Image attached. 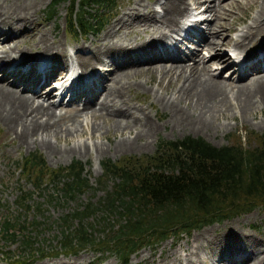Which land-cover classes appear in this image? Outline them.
Wrapping results in <instances>:
<instances>
[{
    "label": "bare ground",
    "instance_id": "obj_1",
    "mask_svg": "<svg viewBox=\"0 0 264 264\" xmlns=\"http://www.w3.org/2000/svg\"><path fill=\"white\" fill-rule=\"evenodd\" d=\"M41 1L0 0V70L6 68L0 76V120L19 144L39 143L51 154H72L89 149L97 154L108 146L103 147L101 142L68 141L83 133L98 137L102 134L100 129L106 128L107 132L118 133V139L110 146L114 151L144 147L157 130L158 123L151 120L144 107L135 108L138 113L134 114V105L122 93L129 77L142 74H146L144 83L155 77V84L161 90L158 100L171 113L167 123L179 128L213 125L216 114L222 112L223 106V109L231 106L233 100L237 110L244 115L264 107V40L248 48L251 39L264 37V0L258 5V0H123L112 20L89 42L88 51L78 53L85 49L82 42L78 43L73 58L64 49L55 25L51 23L46 27L40 18H34ZM241 4L251 8L252 13L244 22L245 31L232 37L229 34L233 30L229 7ZM205 12L211 15L210 20L201 16ZM204 21L206 30L197 28ZM189 36L196 39L197 45L206 48L209 57L213 56L211 61L218 64L231 62L234 78L229 81L216 79L209 67L211 62L197 49L199 47L186 48L184 42L180 43L182 39L187 41ZM219 47L230 48L234 52L233 59L219 51ZM247 48L240 56L239 53ZM59 55L63 61L55 59ZM102 56L107 57V65H110L103 67L106 68V82H103L101 73L93 70V62L101 63ZM16 58L21 61L13 62ZM10 61L12 64L6 65ZM42 64L46 65L45 69L35 71L33 65ZM69 70L74 76L75 93H69L68 84L59 91L58 100L45 103L44 99L56 89L52 90L48 81L53 76L63 78ZM83 78L92 79L94 88L86 92L82 87ZM43 89L45 91L40 93ZM99 89L102 92L99 93ZM24 90L30 94H25ZM64 93L68 95V103L64 104H70L75 98L81 100L80 106L73 107L67 115L55 112ZM58 138L64 140L63 147L57 145ZM205 235L202 237L209 238L211 245L209 257L212 256L214 261L220 259L218 264H264L262 238L243 233L240 240L235 241L236 237L232 235L225 238L220 234L212 238ZM195 237L194 242L199 238ZM190 247L182 249V253L166 251L162 247L159 252L161 260L152 264L199 263L196 249ZM90 262L87 257H78L71 261L56 259L48 264Z\"/></svg>",
    "mask_w": 264,
    "mask_h": 264
},
{
    "label": "trees",
    "instance_id": "obj_2",
    "mask_svg": "<svg viewBox=\"0 0 264 264\" xmlns=\"http://www.w3.org/2000/svg\"><path fill=\"white\" fill-rule=\"evenodd\" d=\"M61 1L69 2L67 29L76 35L97 27L98 10L111 0H79L78 14L72 7L73 0H51L48 11ZM14 164L31 185L26 191L18 188L17 204L23 205L33 192L43 191L56 203H75L70 212L57 219L60 236L55 246L64 252L87 246L110 251L122 263L141 246L264 208V132L257 134L251 145H242L241 141L213 145L189 134L158 139L151 153L102 160L100 176L106 181L102 185L100 178L97 185L89 184L83 165L75 159L48 168L39 153L30 152ZM48 185L51 191L46 189ZM87 189H102L103 194L95 202H83L79 194ZM33 205L38 209L40 204ZM97 208L118 216V221L110 225L105 214L99 216L102 232L107 230L104 238L93 236V229L84 221ZM72 218L78 221L74 227L69 221ZM9 221L6 217L0 223V237L13 241L18 231ZM22 228H18L22 238L16 255L32 249L33 239L24 235Z\"/></svg>",
    "mask_w": 264,
    "mask_h": 264
},
{
    "label": "rangeland",
    "instance_id": "obj_3",
    "mask_svg": "<svg viewBox=\"0 0 264 264\" xmlns=\"http://www.w3.org/2000/svg\"><path fill=\"white\" fill-rule=\"evenodd\" d=\"M50 1L51 0H42L40 2L34 18H40L39 20L43 21L46 27L50 26L51 23L55 25V28L58 32L57 36H59V39H62L64 49H66L69 54L71 53L70 55L73 58L72 53H76L75 51L78 43L82 42L85 48L79 50L78 53H84L85 51H88L89 42L92 39H95L99 35V33L106 27V24L110 20H112L116 10H118L120 7V2L123 0H111L105 7L98 10V15L100 17L98 26L92 28L90 32H79L76 35L70 34L67 29L69 2L61 1L54 5L51 12H49L48 8L50 6ZM261 1L263 0H258L257 5L258 3L260 4ZM150 3L152 4V6L154 5L152 1H150ZM78 6L79 0H73L72 7L75 11H77V14L81 12V10L78 9ZM229 8H231L232 12V18L230 17V24L233 29L232 32H229V34L232 37H237L245 31L244 22L246 20L248 21V16L252 13V9L247 7L245 4H243V6L242 4L239 6H230ZM93 12L94 11H92V13ZM202 14V17L210 20L211 15L208 12ZM205 26L206 22L204 21L199 23L197 28H205L206 30ZM179 36L181 37V35ZM256 39L254 38L250 40L248 48L255 46V43H257L259 40H264V37L259 38L258 40ZM186 40L187 41L182 39L181 41H179L180 43L184 42L186 44V48H191L194 46L199 47L197 49L201 51L202 54L206 55V60H208V62H211L209 63V67L215 74L216 79H220L221 81H229L234 78L235 74L231 73L234 69L232 68L233 66H231V62H228L227 64H218L215 61H211L213 56L209 57L210 55L206 52V48L201 44L197 45V43L195 42V38L189 36V38H187ZM248 48L240 52L239 55H244V52L247 51ZM218 50L222 53L228 54V56H231L233 59L234 52H232L230 48L228 49L226 47H219ZM58 57L55 59H61L62 61L64 60L60 55ZM12 61L18 62L21 60L16 58ZM12 61L6 63V65L12 64ZM67 62L69 63V66L72 65V63L69 62V59ZM102 62L103 64H101ZM102 62H93V64L95 65L93 67V70L100 69V71H102L101 74L103 82H106L104 75L106 68L103 69V67L110 65H107V62L109 61H107V57L105 56H102ZM153 63H156V61L154 60ZM111 66H113V64ZM73 67L77 71H80L77 69L78 67L76 65H74ZM5 72L6 68L3 67V69L0 70V76ZM68 72L71 71L69 70L67 71V73ZM83 74H85V72ZM145 75L146 74L134 76V78L129 77V82L125 83L126 85L124 84L122 88V93L125 94V97H128V99H130L132 104L134 105V107L132 108L133 110L136 111L135 108L139 107L140 109V107H144L145 112H147L148 116L152 118L151 120H154L156 124L158 123L157 130L144 147H131L128 148L129 150L124 149L119 151L116 149L114 151V149L110 146L116 139H118V133H112L110 131L107 132L106 128H103L100 129L102 134H100L98 137H95L96 135L90 137L88 133H83L79 136H75L73 139H70L68 141L69 143H71L80 140L82 142L86 141L90 144H92L93 142H101L103 147L106 148L108 146V148L105 149L102 153L96 154L93 149H89L87 152L75 151L72 154L64 152L59 154H51L47 150H45V148L39 143H36V146L19 144L17 139L14 138V135L6 130V127L0 120V223L3 222L4 218L8 217L10 218L9 223L18 231V233L16 232V239H14L13 241L0 237V264H48L56 259L64 258L71 261L78 257L82 259L84 257L91 259L92 262L88 264H103L107 261H109L111 264H152L161 260L159 252L162 247L166 251L175 250L182 253V249L190 246V248L192 249L195 248V251L199 255V261L201 263L196 262V264H212L211 261L218 264L220 259H215L214 261V258L212 256L209 257L211 245L207 240L209 238L205 239L202 237L204 233L207 234L210 238L217 236L218 234H220L219 236L224 238L228 235L231 237L232 235L236 237L234 238L235 241L240 240L241 234L243 233H246V235H252L254 237L264 239V208H254L251 211L241 213L240 215L203 225L198 229L191 230L188 234H182L178 237L173 238L167 237L163 240L157 241V243L155 244L141 246L127 257L126 263H122L117 258V256L110 251H100L93 247L87 246L81 247L77 251L73 250L70 252H64L60 250L57 245L55 246L56 239L60 236V226L57 223V219L59 216L70 212L72 207L75 205L74 202L59 200V203H56L53 198L51 199L50 196H48V194L44 191L40 194L38 192H33L28 202L24 203L23 205H19L15 202L19 194L18 188H20L22 191H26L30 190L31 185L24 180L23 176L20 174L19 168H17V166L14 164V161L20 159L22 156L27 155L30 152L39 153L48 168H56L58 166L68 164L71 160H78L83 165L84 174L87 177L89 184L97 185L98 183H96V179L100 178V185H102L103 183H106V181H104V178L100 176L102 174V160L108 158L109 160L116 161L120 160L124 156H140L142 154L151 153L155 149L158 139H174L189 134L191 136H200L213 145H222L224 143L237 141H241L242 145H251L255 143L256 135L264 132V107L258 110H254L253 113H246L244 115L239 110H237L234 100L233 102L231 101V106H228L226 109H223L225 108L223 106V108L221 109L222 112L216 114V116L214 117L213 122H215L213 123V125L207 128H196L193 125L179 128L176 125H171V122L167 123V119L170 118L171 114L170 111H168L169 108L166 107L163 103H160L161 101L158 100V95L160 94L161 90L155 84V77L153 76L151 79H147V82L144 83V80H146ZM8 77L12 78L11 76ZM71 77L74 78V76ZM53 78L51 79V81L55 80ZM66 78H69L68 74L64 76V80L62 81L61 86H59L58 88L53 87L52 90H54L55 88L56 89L50 97L44 99L45 103H49L47 101L55 102L56 100H58L57 93H59L62 87L67 85ZM56 82L59 83L61 82V80ZM100 82H102V80ZM82 87L86 88V92L94 88V86H92V81L89 82V86L83 84ZM69 88L74 94L76 91L75 80L72 84L69 85ZM148 88H150V92L147 91ZM43 91H45V89H43L40 93H43ZM24 92H26L25 94L27 95L30 94V92L27 90H24ZM98 92L100 93L102 92V90L99 89ZM151 92H153L155 95L153 94V96ZM66 98H68V96L63 95L61 97V102L55 106V112L57 114L67 115L72 112L71 109L73 107H79L81 104V100H77V98H75L74 101L70 104H64L68 103L66 102ZM186 108L189 109L190 107ZM228 108L230 109L228 110ZM137 113L138 111H136V113L134 114ZM97 119L100 120L99 118ZM89 120L90 118H88V121ZM83 126L85 127V124H83ZM80 128H82V124L78 126V131ZM106 132L108 134H106ZM56 143L57 145L63 147L65 142L64 140H62V138H58ZM46 189L51 191V185H48ZM55 194L57 195V193ZM102 194V189H87L86 191H83L81 194H79V197L83 202L87 200L89 202H95L100 196H102ZM34 203L40 204L38 209L34 207ZM26 205L28 207H26ZM103 212V210H100L98 208L93 209L89 213V215L84 218L86 224H89V226L93 229V231H91V234L99 238H104L103 233L107 232L105 228L104 229L106 231L102 232L103 228L101 227L99 219V216L101 214H105ZM104 219L105 221H107L108 225H110L118 221V216L115 213L105 214ZM69 221L73 227L76 226L78 222L77 218H72ZM19 226H24L21 231H23L24 235L30 236V238L33 239V243L31 245L32 249L23 252L22 255H16L20 244L19 240L20 238H22L20 235H18L20 233L18 229ZM231 232L232 234H230ZM194 237L199 238L194 242ZM222 264L224 263L222 262Z\"/></svg>",
    "mask_w": 264,
    "mask_h": 264
}]
</instances>
